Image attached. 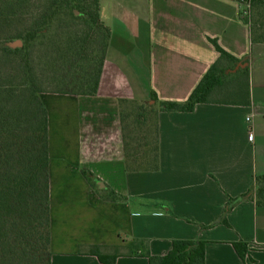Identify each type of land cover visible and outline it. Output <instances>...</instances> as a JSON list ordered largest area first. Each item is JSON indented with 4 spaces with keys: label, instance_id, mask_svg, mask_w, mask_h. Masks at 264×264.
I'll list each match as a JSON object with an SVG mask.
<instances>
[{
    "label": "crops",
    "instance_id": "0c3cea01",
    "mask_svg": "<svg viewBox=\"0 0 264 264\" xmlns=\"http://www.w3.org/2000/svg\"><path fill=\"white\" fill-rule=\"evenodd\" d=\"M264 1V0H263ZM110 31L94 96L46 93L50 264H148L172 242H204V264H264V207L236 202L264 174V43L238 0H98ZM244 60L192 112H159V167L126 169L118 100L184 102L216 62ZM248 119V120H247ZM251 131L253 139H248ZM92 176L88 179L84 174Z\"/></svg>",
    "mask_w": 264,
    "mask_h": 264
},
{
    "label": "trees",
    "instance_id": "16d2710c",
    "mask_svg": "<svg viewBox=\"0 0 264 264\" xmlns=\"http://www.w3.org/2000/svg\"><path fill=\"white\" fill-rule=\"evenodd\" d=\"M21 0H9L8 7L20 3ZM239 3H247L248 8L242 20L248 25L250 31V40L252 42L264 43V32L259 31V24L253 20L257 14L264 13L263 0H238ZM8 14L0 12V22L8 23L17 15V9ZM69 14L73 19L86 23L98 31L99 45L101 52L97 53V62L82 61L83 74L81 78L74 79L78 84L79 93H69L80 96H94L98 91V84L105 60V52L108 46L110 31L105 27L99 18L98 0H45L38 18L31 23V28L24 32H14L9 34L5 39L20 40L21 45H16L13 50L3 48V51L15 56L25 55L26 43L33 40V36L46 33V28L57 20L58 11ZM259 14V15H260ZM59 22L60 19H59ZM256 29V31H255ZM259 31V32H258ZM211 43L219 53L216 62L207 70L197 86L194 88L188 99L184 102L160 101L154 93L151 94L148 103H140L135 100L120 99L118 100L119 119L122 128L124 158L126 169L131 171H155L159 167V148H158V131L156 125V115L159 112H192L195 105L199 103H209L213 91L221 85L224 78V68L221 63L228 60L232 66L240 61L223 51L217 43L212 40ZM20 65V64H19ZM23 75V73H22ZM22 75L16 76V79H22ZM4 77L0 72V80ZM3 79V78H2ZM22 85V84H21ZM26 91L30 93V102L26 105L32 108L36 106L34 114H41L36 126V142L38 148L29 150L25 159L16 160L11 154V150L3 142V134L0 131V264H36L33 260L25 259L27 247L30 245L31 237L34 235L36 227L31 219L32 207L31 201L34 197L38 198L39 221L38 226L44 229V234L39 236L41 246L47 252L44 264H50V215H49V181H48V146H47V113L38 96V91L33 89L32 84L25 86ZM21 89V86H19ZM18 88L11 90L8 84H0V127L6 126L8 114L6 109V100ZM22 91V90H21ZM23 90L20 94H23ZM25 91V92H26ZM152 113L153 124L149 130H145V135L135 138L132 146L125 129V120L129 115L134 114L133 124L139 126L145 121V114ZM152 135V137H151ZM88 179L93 180L92 176L84 173ZM254 199L257 206L264 207V174L254 178L253 187L240 197L230 200L223 211L218 223L228 225L226 216L239 200ZM27 204L26 215L21 218L16 217L15 210L21 209ZM25 207V206H24ZM25 208V209H26ZM26 216V217H25ZM35 227V228H34ZM39 228V229H40ZM43 239V242L42 240ZM233 247L245 264L247 245L241 241L233 243ZM96 256L102 264H114L116 255H105L97 246H89L87 252ZM148 264H204V242L202 241H180L172 242V249L164 256H151L144 254ZM39 264V263H37Z\"/></svg>",
    "mask_w": 264,
    "mask_h": 264
},
{
    "label": "rangeland",
    "instance_id": "374dc122",
    "mask_svg": "<svg viewBox=\"0 0 264 264\" xmlns=\"http://www.w3.org/2000/svg\"><path fill=\"white\" fill-rule=\"evenodd\" d=\"M8 1L0 0V12L3 11L4 14L9 15L15 7L19 17L9 19L8 23L3 20L0 22V72L4 76L3 79L1 78L0 84H8L11 90L18 89L5 102L6 109L10 114H8L7 125L0 127V131L3 134V142L9 146L13 157L20 160L21 156L20 161H22L29 150L38 148L36 126L41 118L40 112L37 115L34 114L36 106L32 108L26 105L27 102H30V93L26 91L25 86L32 84V88L38 91L40 98L46 93H79L78 84L74 83V79L81 78L83 74L84 68L81 62H86V60L97 62V53L101 52L102 48L99 45L97 30L89 27L81 19H73L69 14L65 15L60 10L57 13L58 21H54L48 26L44 35L35 34L34 39L26 43L25 55L8 54L3 51V48L13 50L16 45H21L22 42L17 39L6 41L3 38L14 32L25 33L28 31L33 20L38 18L45 5V0H21L13 7H8ZM259 14L255 15L253 20L259 24V31L264 32V13ZM19 75H22L21 80L16 79V76ZM21 90L26 92L20 94ZM145 116L144 123L139 126L133 124L134 114L129 115L125 120V129L127 136L131 138L132 146L135 138L144 136L145 130H149L153 124L152 113H147ZM31 203L33 205L30 207L31 219L34 221L36 229L31 237L30 245L27 247L28 252L25 259L33 260L36 264H44L47 252L41 246L39 239V236L44 234V229L38 226V198L34 197ZM21 204L23 207L14 212L18 218H21L23 214L26 215L27 212V204ZM41 240L43 242V239Z\"/></svg>",
    "mask_w": 264,
    "mask_h": 264
},
{
    "label": "built area",
    "instance_id": "2783aa9c",
    "mask_svg": "<svg viewBox=\"0 0 264 264\" xmlns=\"http://www.w3.org/2000/svg\"><path fill=\"white\" fill-rule=\"evenodd\" d=\"M241 6H242V10L240 13H242V16L245 15V10L248 8V4L247 3H243L240 2ZM248 120V119H247ZM248 139L251 141L253 139V134L251 131L248 132Z\"/></svg>",
    "mask_w": 264,
    "mask_h": 264
}]
</instances>
